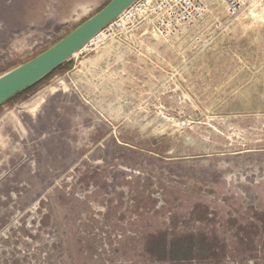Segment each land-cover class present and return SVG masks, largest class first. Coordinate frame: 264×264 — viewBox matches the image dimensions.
<instances>
[{
	"label": "rangeland",
	"instance_id": "1",
	"mask_svg": "<svg viewBox=\"0 0 264 264\" xmlns=\"http://www.w3.org/2000/svg\"><path fill=\"white\" fill-rule=\"evenodd\" d=\"M111 0H0V75ZM139 0L0 106V264H264V0Z\"/></svg>",
	"mask_w": 264,
	"mask_h": 264
},
{
	"label": "water",
	"instance_id": "2",
	"mask_svg": "<svg viewBox=\"0 0 264 264\" xmlns=\"http://www.w3.org/2000/svg\"><path fill=\"white\" fill-rule=\"evenodd\" d=\"M137 1H109L99 12L54 45L0 75V106L59 68Z\"/></svg>",
	"mask_w": 264,
	"mask_h": 264
},
{
	"label": "built area",
	"instance_id": "3",
	"mask_svg": "<svg viewBox=\"0 0 264 264\" xmlns=\"http://www.w3.org/2000/svg\"><path fill=\"white\" fill-rule=\"evenodd\" d=\"M208 1L209 0H179V5L183 10V12L181 13V16H182L181 19L183 20V22L188 23L190 25L191 24L193 25V24L203 20L207 14V11H208ZM223 1L227 5V11H228L229 16L235 17L240 13L242 8L247 3L251 2V1H255V0H223ZM137 2H135L134 4H136ZM132 6H130L129 8H131ZM127 10H125L123 12V14ZM120 17H118L114 22L119 20Z\"/></svg>",
	"mask_w": 264,
	"mask_h": 264
},
{
	"label": "bare ground",
	"instance_id": "4",
	"mask_svg": "<svg viewBox=\"0 0 264 264\" xmlns=\"http://www.w3.org/2000/svg\"><path fill=\"white\" fill-rule=\"evenodd\" d=\"M101 32H102V31H101ZM101 32H100V33H101ZM100 33H99V34H100ZM99 34H98V35H96L94 38H97V37L99 36ZM94 38H93V39H91V40L89 41V43H88V44H86L84 47H86V46H88L89 44H91V43L94 41ZM84 47H83V48H84ZM83 48H82V49H83ZM82 49H81V50H82ZM76 54H77V53H75L74 55H76Z\"/></svg>",
	"mask_w": 264,
	"mask_h": 264
}]
</instances>
